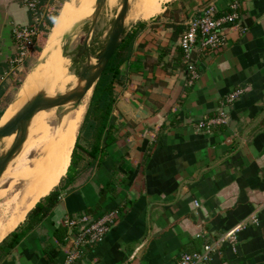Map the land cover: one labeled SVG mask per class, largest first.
<instances>
[{
  "label": "crops",
  "instance_id": "1",
  "mask_svg": "<svg viewBox=\"0 0 264 264\" xmlns=\"http://www.w3.org/2000/svg\"><path fill=\"white\" fill-rule=\"evenodd\" d=\"M65 1L42 0L44 12L57 6L28 65L43 54ZM233 2L247 30L227 29L224 49L197 56L199 78L187 86L178 47L187 22L208 5L217 16L228 13ZM29 22L20 0H0V118L10 105L4 74L14 53L11 29ZM129 32L130 58L119 68L96 160L83 141L75 166L70 158L51 191L58 199L51 211L37 221L34 206L0 240V264H62L65 216L110 211L118 212L115 225L75 264H178L182 254L199 252L251 217L256 223L236 234L235 246L224 244L206 264H264V0H171L155 17L136 18ZM107 33L89 41L92 57ZM78 44L74 35L60 66L65 59L72 66ZM235 90L243 93L225 109L226 124L210 134L196 131V122L217 116ZM47 196L37 203L44 207Z\"/></svg>",
  "mask_w": 264,
  "mask_h": 264
},
{
  "label": "built area",
  "instance_id": "2",
  "mask_svg": "<svg viewBox=\"0 0 264 264\" xmlns=\"http://www.w3.org/2000/svg\"><path fill=\"white\" fill-rule=\"evenodd\" d=\"M22 6L30 15V22L24 26L13 25L11 37L14 44L13 56L8 61V70L4 79H16L27 67L28 60L33 51L36 40L48 30V21L51 20L56 6H51L45 12L41 10L42 0H20ZM238 5L233 2L229 6V12L217 16L213 6L208 5L196 18L190 19L186 29L178 39V47L182 54V65L187 74L186 84L192 86L199 78L197 71V56H207L224 49L227 45L226 31L229 28L239 29L245 32V25L239 24ZM243 93L242 90H235L227 94L220 102L219 113L211 118H202L195 124L199 133L210 134L214 127L226 124L227 113L225 109ZM118 212H106L100 218L80 213L65 216L61 224L66 230L63 245L66 252L62 264H75L89 248H92L103 241L106 234L112 229L117 221ZM256 223L251 217L235 226L212 243L204 244L199 252L182 254L178 264H206L211 255L219 252L224 244L234 247L236 234L248 224Z\"/></svg>",
  "mask_w": 264,
  "mask_h": 264
},
{
  "label": "bare ground",
  "instance_id": "3",
  "mask_svg": "<svg viewBox=\"0 0 264 264\" xmlns=\"http://www.w3.org/2000/svg\"><path fill=\"white\" fill-rule=\"evenodd\" d=\"M86 1L87 0L79 1L80 6L79 9H77L78 11L83 9ZM169 1L171 0H135L131 8L134 9V14H136L139 19L148 20L159 14L161 4ZM72 2L73 0H71L70 3L63 4L59 17L52 26L49 43H47V47L44 49L42 56L47 54L48 48L52 46L54 40L61 36V34L73 23L79 21L77 19L71 20V22L57 35L60 28L67 23L68 19L78 13V11L75 13L72 12L74 8V2ZM94 2L95 0H90L89 2V17L93 13ZM62 60L63 58L60 52L57 51L56 53H52L48 57L46 64L39 68H45L47 63L51 67L56 68L60 65ZM34 80L35 73L32 76L30 75V78L28 77L23 85L19 87L20 89L17 92L16 100L14 102L12 101L13 103L8 106L7 110L4 112V116L15 108L18 112L21 106L30 98L32 95V86L30 87L29 85L30 82L34 84ZM74 83L75 79L73 84ZM61 109L62 112L60 114L57 112L50 120L48 119L47 124L43 125L42 129L45 131L42 138L43 142L41 141L33 144L30 140H26L17 158H14L11 162L13 167L12 171L7 177L2 176L0 179V198L9 188L13 195L11 210H8L4 224L0 226V240L23 221L26 214L40 199L47 196L53 190L66 173L69 164V148L73 142V133L77 126L80 108L71 109V106L67 105ZM2 123L3 118L0 120V126L3 125ZM4 140L5 139L2 141ZM11 143L12 140L6 144V147H9ZM22 154L23 158L20 157Z\"/></svg>",
  "mask_w": 264,
  "mask_h": 264
},
{
  "label": "water",
  "instance_id": "4",
  "mask_svg": "<svg viewBox=\"0 0 264 264\" xmlns=\"http://www.w3.org/2000/svg\"><path fill=\"white\" fill-rule=\"evenodd\" d=\"M70 2L71 0L65 1V3ZM105 5L106 0H95L92 15L89 18L73 23L61 34V36L54 40L52 46H48L49 50L47 54L44 56L41 55L35 63L33 69L34 72L39 67L46 64L48 57L52 53H56L57 51L61 52L67 47L75 33L82 26L88 23L90 24V27L85 34V39L81 45L82 50L86 53V61L81 65L77 74L74 76L75 83L68 87L67 90L62 92L57 91L52 95L47 94L45 89L38 90L21 106L18 112L10 120L0 126V141L13 136L10 146L6 151L0 154V179L13 159L20 153L26 142L31 120L37 113L52 108H63L67 105L71 106V109H75L79 106L89 91L92 94L94 85L104 71L108 61L120 46L125 35L129 32L128 29L124 34L127 15L132 6L131 0H120V5L115 14L109 35L107 36L101 51L97 54L96 58L91 57L87 51L88 43L91 39V34L93 33L96 21Z\"/></svg>",
  "mask_w": 264,
  "mask_h": 264
},
{
  "label": "rangeland",
  "instance_id": "5",
  "mask_svg": "<svg viewBox=\"0 0 264 264\" xmlns=\"http://www.w3.org/2000/svg\"><path fill=\"white\" fill-rule=\"evenodd\" d=\"M79 1L80 0H73V2H74V4H73L74 8L72 9L73 13L78 11L77 9H79V6H80ZM134 1L131 0V5H133ZM89 2H90V0L86 1V3L83 6L82 12L76 14L75 15L76 18L74 20H76V19L80 20V19L89 17V10H88ZM119 5H120V0H106V5H105L104 9L102 10L101 15H100V19H99V21H101V24H103V27L99 28L100 33L104 32V31L110 32L108 30L111 29V26L113 24V20H114L115 14L119 8ZM134 12H135L134 9L130 8L129 13L127 15L126 23H125L126 29H129L131 26V22H134V20H136V18L138 17L136 14H134ZM70 19L71 18H69L68 21ZM68 21H67V23H68ZM88 26H89V23L82 26L75 33L76 41L77 40L79 41V40H81V38L82 39L84 38L85 35L84 36L82 35L83 34L82 31H84L86 28H88ZM102 28H104V31ZM50 32H51V30H50ZM106 39L105 40L102 39V43H101L99 49H101L103 47ZM34 66H35L34 64L33 65L27 64V67L25 68V70L22 71V73L19 76H17L16 79L11 78L10 80H7L6 87H7L9 92H8V97H7L6 101L8 103L11 104L16 100L17 92L20 89L19 87H21L23 85V83L27 80L28 77L30 78V75L31 76L34 75V73H35L34 84H31V82H30V85H29L30 87L32 86L31 87L32 95L41 89H45L46 93L49 95H52L57 91L62 92V91L67 90V88L70 87L74 82L75 77L73 76V73H74L73 67L70 66V62L67 59H65V62L63 65L61 64V66L59 65L56 68L51 67L47 63L45 68H38L37 71L35 70V72H34V70H33ZM90 94H91V92L89 91V93L85 96V98L82 100V102L78 106L80 108V115L77 118V126H76L74 133H73V142L69 148V163H70V158H71L70 155L72 154L71 152L73 151L72 148H73V146H75L74 142H76V138L78 136L81 123L84 119V115H85L86 110H87V106H88L89 99H90ZM8 106L6 107L4 112L7 110ZM4 112L0 118V120L3 118V123H2L3 125L17 113V109L15 108L13 111L12 110L9 111L8 113H6L5 116H4ZM57 112H58V114H60L62 112V109L61 108H52L50 110L42 111V112L38 113L31 120L26 140H30L31 142H33V144L36 142H41V141L43 142L42 138L44 136L45 131L42 129V127L44 124H47L48 119L50 120ZM11 140H13V136L9 137V138H5L4 141H0V154L2 152L6 151V149L8 148V147H6V144ZM82 142L83 141L80 139L79 145H80V143L82 144ZM77 155H79L78 149L76 151L75 157H77ZM20 157L23 158V154ZM15 158H17V157H15ZM76 160L77 159L74 160V165L76 163ZM68 166H69V164H68ZM12 168L13 167L10 164L2 176L7 177L10 174V172L12 171ZM67 169H68V167H67ZM86 173H88V172H86ZM12 203H13V195H12V191H10V188H9L0 198V207H1L0 226H2L4 224L8 210H11Z\"/></svg>",
  "mask_w": 264,
  "mask_h": 264
},
{
  "label": "trees",
  "instance_id": "6",
  "mask_svg": "<svg viewBox=\"0 0 264 264\" xmlns=\"http://www.w3.org/2000/svg\"><path fill=\"white\" fill-rule=\"evenodd\" d=\"M56 21V20H55ZM51 25V24H50ZM134 35L128 32L123 40L121 41L120 46L114 52L110 60L108 61L104 71L94 85L89 103L87 106L86 113L84 115L83 123L80 126L78 136L73 151L71 152V163L70 167H74V160L78 159L76 156L77 149L80 153L79 140L85 141L86 144H91L90 151L87 152V156L94 162L97 158V153L95 152V145L99 143L103 136L104 128L107 126V119L112 110L114 104V92L113 86L116 83L120 82V66H122L126 61L129 60L131 54V48L133 43ZM95 116V117H94ZM106 134V133H105ZM109 136V133L106 135L105 143L110 144L113 142ZM81 142V141H80ZM73 162V164H72ZM76 164V163H75ZM87 166V165H86ZM93 164L89 163V167ZM69 167V168H70ZM68 168V171H69ZM85 167L82 168V172ZM46 197V196H45ZM46 205L42 207V204L37 203L35 209L31 213L32 215H39L41 217L47 215L53 206L57 203L58 199L54 196L53 192H50L47 196ZM40 211L43 213L40 216ZM31 215V217H32ZM14 238V235H11V240ZM64 238V237H63ZM63 243V241H62ZM13 245L10 246L12 248Z\"/></svg>",
  "mask_w": 264,
  "mask_h": 264
},
{
  "label": "flooded vegetation",
  "instance_id": "7",
  "mask_svg": "<svg viewBox=\"0 0 264 264\" xmlns=\"http://www.w3.org/2000/svg\"><path fill=\"white\" fill-rule=\"evenodd\" d=\"M101 15V14H100ZM99 19H100V16L98 17V19H97V21H96V25H95V27H94V30H93V33L91 34V39H90V41H93L94 39H97L98 37H99V33H100V30H99V28H101V27H103V24H101V21H99ZM89 27H90V24H89V26H88V28H86L84 31H83V36L87 33V31H88V29H89ZM103 29V31H104V28H102ZM128 29H126L125 28V30H124V34L126 33V31H127ZM102 31V30H101ZM110 31V30H109ZM109 33V32H108ZM100 34H102V32L100 33ZM84 39H85V36H84V38L82 39L81 38V40H79L78 42H79V44H78V48H77V50H76V52H75V55L73 56V59L71 60L72 61V66H73V68H74V66H77L76 67V69L73 71L74 73H73V76H75L76 74H77V72H78V70H79V68L81 67V65H83L84 63H85V61H86V53H85V51L84 50H82V48H81V45H82V42L84 41ZM100 48V47H99ZM102 49V48H101ZM101 49H99V51H101ZM87 51H88V53L91 55H93V53H91L92 51H90L88 48H87ZM92 55H91V57H92ZM93 58H96V56L95 57H93Z\"/></svg>",
  "mask_w": 264,
  "mask_h": 264
}]
</instances>
